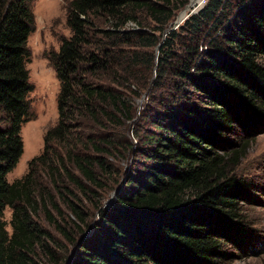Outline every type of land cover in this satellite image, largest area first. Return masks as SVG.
Wrapping results in <instances>:
<instances>
[{
    "label": "trees",
    "instance_id": "16d2710c",
    "mask_svg": "<svg viewBox=\"0 0 264 264\" xmlns=\"http://www.w3.org/2000/svg\"><path fill=\"white\" fill-rule=\"evenodd\" d=\"M32 1L0 0V264H39L36 248L57 262L51 235L35 220L40 212L75 246L65 264L230 259L226 246L238 248L244 230L251 239L241 206L264 205L252 180L235 172L249 141L264 132V0H204L175 28L176 10L188 0H69V35L48 54L59 83L56 124L27 172L8 182L23 151L21 124L30 117ZM144 93L126 182L110 210L98 208L93 233L78 242L60 225L64 213L42 176L83 233L85 216L61 183L84 186L64 160L89 183H96L93 168L105 172L107 165L75 152L77 127L132 120ZM114 141L88 143L104 152Z\"/></svg>",
    "mask_w": 264,
    "mask_h": 264
},
{
    "label": "rangeland",
    "instance_id": "374dc122",
    "mask_svg": "<svg viewBox=\"0 0 264 264\" xmlns=\"http://www.w3.org/2000/svg\"><path fill=\"white\" fill-rule=\"evenodd\" d=\"M68 1H32L34 24L26 43L29 52L26 68L31 84V91L28 94L30 117L21 124L20 134L23 151L17 164L6 174L8 182L22 177L27 172L28 162L39 155L44 147L46 130L54 126L58 118L56 97L59 83L48 60V54L57 50L61 37L69 35L66 26ZM189 1L176 10L175 19L172 21L173 25L179 13ZM199 1L197 0L194 6L198 5ZM203 3L204 0L200 2V7ZM190 14L192 13H187L188 16ZM146 95L144 93L135 100L136 116L132 120L122 119V122L116 125H111L103 119L98 123L86 121L77 127L76 140L72 141V143H77L75 152L80 155L89 154L90 156L100 157L107 165V172L101 171L100 168L95 166L93 172L96 176V183H89L83 179L78 170L72 166V163L64 160V164L70 166L72 173L84 186V191H81L65 179L61 183L65 182V187L72 192L71 199L75 200L85 216L86 228L83 233L74 225L76 221L67 209L63 199L52 189L48 182L49 176L41 174L43 175V184L54 194L59 207L64 213L63 216L57 218L60 225L78 242H82L84 238L86 239L93 233L94 225L98 221V208L110 210L117 193L122 190L126 182V176L133 163V150L136 148L138 139L134 132V125L138 120L137 114L146 104ZM103 136L114 138L115 145L112 146V150L98 152L89 145L88 141L101 140ZM127 142L133 144L131 151L126 150L124 147L127 146ZM249 142L246 153L240 159L235 172L238 176L252 180L259 190L255 192L256 198L264 202V132L256 135ZM54 148L60 152L62 150L56 145H54ZM241 207L246 215L247 226L245 228L246 231L250 232L251 236L249 237L251 239L244 234V230L243 235L245 237L244 239L238 238V241H240L238 248L231 245L226 246L228 253L233 256L228 260H224L222 264H264V205L259 203L243 204ZM52 212L55 217L58 216L55 211ZM10 216V208H5L3 218L9 231L11 230L9 226ZM35 220L51 235L53 242L49 243V246L54 250L55 257L58 259L57 262H54L40 248H36L37 262L39 264H65V256L71 258V255L75 252V246L63 238L56 227L45 219L42 212L36 216ZM252 249L255 250L254 253L251 252ZM60 258H62L61 261Z\"/></svg>",
    "mask_w": 264,
    "mask_h": 264
},
{
    "label": "water",
    "instance_id": "95a60500",
    "mask_svg": "<svg viewBox=\"0 0 264 264\" xmlns=\"http://www.w3.org/2000/svg\"><path fill=\"white\" fill-rule=\"evenodd\" d=\"M200 2H202V0H200L198 2V5H195L197 3L196 0H190L189 3L184 7V9L179 13L177 20L174 22L173 28H175L176 26H178L184 19H186L188 17L187 13H194L197 11V9L200 8ZM188 11V12H187Z\"/></svg>",
    "mask_w": 264,
    "mask_h": 264
},
{
    "label": "bare ground",
    "instance_id": "6f19581e",
    "mask_svg": "<svg viewBox=\"0 0 264 264\" xmlns=\"http://www.w3.org/2000/svg\"><path fill=\"white\" fill-rule=\"evenodd\" d=\"M197 1V0H196Z\"/></svg>",
    "mask_w": 264,
    "mask_h": 264
}]
</instances>
